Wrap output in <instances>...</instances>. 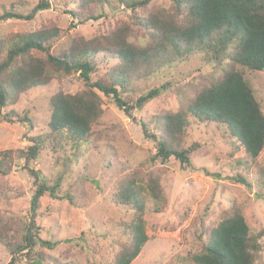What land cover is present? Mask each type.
Listing matches in <instances>:
<instances>
[{
  "label": "rangeland",
  "instance_id": "rangeland-1",
  "mask_svg": "<svg viewBox=\"0 0 264 264\" xmlns=\"http://www.w3.org/2000/svg\"><path fill=\"white\" fill-rule=\"evenodd\" d=\"M41 1L48 2L51 9L39 12L33 20L0 22V51L4 43L8 47L19 35L51 28L62 32L52 46V53L57 55L69 51L75 41L78 45H104L113 34L128 36L136 45H148L151 38L139 26L138 18L145 12L156 14L171 7L169 0H152L148 10L133 11L120 0H107L99 8V20L77 24L68 14L79 8L75 0H0V15L7 10L28 14ZM110 43L108 50L112 49ZM105 53L90 56L96 68L94 79L118 63ZM226 65L227 61L218 64L209 54L196 53L153 76L136 80L124 94L130 104L152 88L165 84L169 88L142 109L132 111V117L112 99L103 97L104 112L89 141L69 143L56 152L44 147L30 164L16 160L9 174L0 173V231L17 240L30 221L31 200L37 188L27 167L39 170L49 185L61 179L58 193L66 197L55 199L47 193L37 217L40 237L59 244L53 250L40 248L41 258H23L20 264H113L130 240L127 225L134 217L130 207L116 203L115 196L122 183L134 179L143 185L150 176L160 179L167 206L160 214L147 211L150 239L132 264H189L186 257L202 247L205 230L216 226L234 206L243 211L252 233L264 231V150L252 161L223 125L192 120L183 146L195 149L191 166L184 167L175 158L165 163L155 158L156 143L143 134L142 123L150 132L158 133L161 117L177 111L205 84L221 79ZM245 78L264 113V71L245 73ZM84 89L79 73H56L47 85L27 91L15 104L0 109V157L7 150L28 146L32 138L49 131L53 95ZM12 111L28 115L32 127L5 121L3 116ZM238 175L251 187L237 183ZM146 204L151 209L152 199ZM260 243V262H264V236ZM10 260L9 251L0 243V264Z\"/></svg>",
  "mask_w": 264,
  "mask_h": 264
},
{
  "label": "trees",
  "instance_id": "trees-1",
  "mask_svg": "<svg viewBox=\"0 0 264 264\" xmlns=\"http://www.w3.org/2000/svg\"><path fill=\"white\" fill-rule=\"evenodd\" d=\"M120 1L133 11L148 10L152 2ZM169 1V9H160L156 14L151 10L138 18L139 26L151 38L148 45H136L129 42L128 36L113 34L104 45H78L75 41L69 51L57 55L52 53L53 44L62 36L57 28L19 35L11 39L8 47L3 44L0 51V109L15 104L27 91L47 85L56 73H79L85 89L75 94L58 92L52 96L49 131L32 138L22 149L5 151L0 157L1 174H9L16 160H24L26 164L35 161L44 147L56 152L66 144L89 141L93 127L104 112L103 97L112 99L120 110L132 117V111L142 109L169 88L168 84L152 88L130 104L124 94L129 92L132 83L153 76L164 67L184 62L196 53L209 54L218 64L227 61L226 68L221 79L205 84L177 111L163 115L158 133L150 132L148 125L142 123L144 137L156 143L155 158L164 163L175 158L184 167L191 166L195 146L185 149L183 142L192 120L223 125L244 149L248 159L259 158L264 150V113L245 73L264 71V0ZM106 2L75 0L79 8L68 14L77 24L97 21L101 18L99 8ZM48 9L51 5L41 1L28 14L7 10L0 15V22L9 19L31 21L39 12ZM109 41L110 50L106 49ZM100 52H106L118 63L94 79L96 68L90 56ZM3 117L9 123L30 127L33 124L28 115H18L14 111ZM27 169L37 186L31 200L30 221L20 240L0 231V243L11 255L8 264H20L23 258H41L40 248L53 250L59 244L40 237L37 217L41 199L47 193L55 199L66 198L58 193L61 179L49 185L39 170ZM235 181L251 187L241 175ZM67 199L71 201L69 196ZM148 199L153 201L151 209L146 204ZM115 200L120 206L130 207L134 217L127 225L130 240L116 255L113 264H132L150 239L145 220L147 211L160 214L167 206V198L160 179L150 176L143 185L134 179L122 183ZM263 236L264 231L252 233L243 211L234 206L216 226L205 230L202 247L189 252L186 258L189 264H264L260 262Z\"/></svg>",
  "mask_w": 264,
  "mask_h": 264
}]
</instances>
